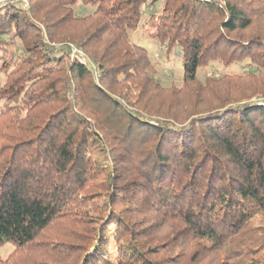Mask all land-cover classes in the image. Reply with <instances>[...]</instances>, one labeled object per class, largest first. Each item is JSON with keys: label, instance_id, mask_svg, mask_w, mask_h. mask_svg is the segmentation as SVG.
Returning <instances> with one entry per match:
<instances>
[{"label": "trees", "instance_id": "16d2710c", "mask_svg": "<svg viewBox=\"0 0 264 264\" xmlns=\"http://www.w3.org/2000/svg\"><path fill=\"white\" fill-rule=\"evenodd\" d=\"M147 1L0 9V264H264V0H161L181 88L129 38Z\"/></svg>", "mask_w": 264, "mask_h": 264}, {"label": "rangeland", "instance_id": "374dc122", "mask_svg": "<svg viewBox=\"0 0 264 264\" xmlns=\"http://www.w3.org/2000/svg\"><path fill=\"white\" fill-rule=\"evenodd\" d=\"M155 1V0H154ZM21 3L23 8L27 7V0H0V9L7 5V3ZM162 1L159 0L158 3L154 4L151 0H148L143 7V16L141 20V24L136 30L129 31L130 40L146 49H148L152 61L157 69L156 79L166 88H181L183 81V67L180 55L178 53L172 51L168 53L165 50L164 45L158 41L155 37V30L152 28L150 21L159 20V16L162 11ZM44 37H46L44 35ZM46 39V38H45ZM15 40V39H14ZM15 43L19 48H22V43L18 40H15ZM7 44L5 46V50H0V56H3L5 60H10L12 56V52L16 50V45ZM23 49V48H22ZM73 61L80 62L82 64H88V59L85 57L83 51L71 47L70 56L67 57L66 63L69 64ZM12 67V66H11ZM12 69V68H11ZM7 72L2 71V66L0 63V87H2L7 81L8 72H10V68H7ZM244 70L241 66H229L226 67L221 64V62H214L210 64V66L206 67L201 71V77L203 75H217V76H234V75H242ZM258 104H264L263 101H259ZM4 103H0V110L2 109ZM257 224L263 225L264 218L261 219ZM15 251V246L13 244H6L4 247L0 249V261H6L13 255ZM12 264H33L31 261H28L25 257H16Z\"/></svg>", "mask_w": 264, "mask_h": 264}]
</instances>
